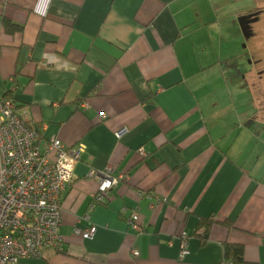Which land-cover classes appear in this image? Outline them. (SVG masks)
<instances>
[{
	"label": "crops",
	"instance_id": "crops-1",
	"mask_svg": "<svg viewBox=\"0 0 264 264\" xmlns=\"http://www.w3.org/2000/svg\"><path fill=\"white\" fill-rule=\"evenodd\" d=\"M263 80L264 0H0V96L43 149L84 146L62 196L64 250L18 264H264ZM108 167L120 178L90 210L88 173ZM203 218L216 219L205 240Z\"/></svg>",
	"mask_w": 264,
	"mask_h": 264
},
{
	"label": "built area",
	"instance_id": "built-area-1",
	"mask_svg": "<svg viewBox=\"0 0 264 264\" xmlns=\"http://www.w3.org/2000/svg\"><path fill=\"white\" fill-rule=\"evenodd\" d=\"M42 141L38 128L18 112L17 102L0 96V264L41 256L45 248H65L62 196L75 178L84 146L51 138L43 149ZM141 153L146 154L143 148ZM112 172V167L89 171L88 176L98 180L90 210L106 202L109 190L117 184L120 177ZM128 220L136 232H147L138 210ZM76 232L90 237L95 227L76 228ZM177 237L183 256L188 252L189 236L180 231ZM132 254L139 256L140 251L134 249Z\"/></svg>",
	"mask_w": 264,
	"mask_h": 264
},
{
	"label": "trees",
	"instance_id": "trees-1",
	"mask_svg": "<svg viewBox=\"0 0 264 264\" xmlns=\"http://www.w3.org/2000/svg\"><path fill=\"white\" fill-rule=\"evenodd\" d=\"M5 26L8 30H18L21 27L9 19L4 20ZM215 218H203L200 221V227L204 228L202 231V238L205 240L207 238V232L211 225L215 222ZM224 224L231 225V222L226 221ZM243 246L240 244L224 243V258L233 263L243 261Z\"/></svg>",
	"mask_w": 264,
	"mask_h": 264
},
{
	"label": "rangeland",
	"instance_id": "rangeland-1",
	"mask_svg": "<svg viewBox=\"0 0 264 264\" xmlns=\"http://www.w3.org/2000/svg\"><path fill=\"white\" fill-rule=\"evenodd\" d=\"M253 26L256 27V24H254ZM261 83H262L261 90L259 89V91H257L255 95L256 96V106H257V109H263L264 111V80Z\"/></svg>",
	"mask_w": 264,
	"mask_h": 264
},
{
	"label": "water",
	"instance_id": "water-1",
	"mask_svg": "<svg viewBox=\"0 0 264 264\" xmlns=\"http://www.w3.org/2000/svg\"><path fill=\"white\" fill-rule=\"evenodd\" d=\"M249 17V16H248ZM252 22L251 19L247 18V16H244L240 19V24L243 27V30L245 31L247 28V25Z\"/></svg>",
	"mask_w": 264,
	"mask_h": 264
},
{
	"label": "bare ground",
	"instance_id": "bare-ground-1",
	"mask_svg": "<svg viewBox=\"0 0 264 264\" xmlns=\"http://www.w3.org/2000/svg\"><path fill=\"white\" fill-rule=\"evenodd\" d=\"M19 85H20V83H19Z\"/></svg>",
	"mask_w": 264,
	"mask_h": 264
}]
</instances>
